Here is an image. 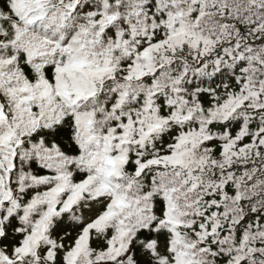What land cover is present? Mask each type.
<instances>
[{
    "label": "snow or ice",
    "instance_id": "snow-or-ice-1",
    "mask_svg": "<svg viewBox=\"0 0 264 264\" xmlns=\"http://www.w3.org/2000/svg\"><path fill=\"white\" fill-rule=\"evenodd\" d=\"M0 264H264V0H0Z\"/></svg>",
    "mask_w": 264,
    "mask_h": 264
}]
</instances>
